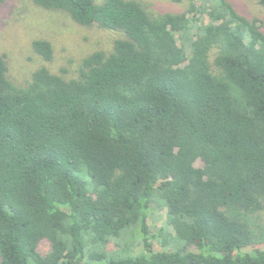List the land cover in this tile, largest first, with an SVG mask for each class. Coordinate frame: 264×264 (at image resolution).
Instances as JSON below:
<instances>
[{
  "label": "trees",
  "instance_id": "trees-1",
  "mask_svg": "<svg viewBox=\"0 0 264 264\" xmlns=\"http://www.w3.org/2000/svg\"><path fill=\"white\" fill-rule=\"evenodd\" d=\"M30 1L121 36L22 85L0 54V264H264V20L232 0Z\"/></svg>",
  "mask_w": 264,
  "mask_h": 264
},
{
  "label": "rangeland",
  "instance_id": "rangeland-1",
  "mask_svg": "<svg viewBox=\"0 0 264 264\" xmlns=\"http://www.w3.org/2000/svg\"><path fill=\"white\" fill-rule=\"evenodd\" d=\"M100 1V0H97ZM154 12H179L186 8L188 0H142ZM240 11L264 20V6L257 0H232ZM120 32L104 29L95 24L86 26L73 21L61 10H49L30 0H6L0 4V54L5 55L8 77L16 84H24L35 69L44 66L64 78L75 76L81 58L95 51L109 53ZM35 39H46L53 52L50 60H44L32 48ZM213 53L210 54L212 60ZM197 165L200 162L197 161ZM148 218L151 232H155L166 219L165 209L152 206ZM264 248V243L255 245ZM41 250L47 245L42 244ZM154 249H160L154 240ZM245 249H250L246 247Z\"/></svg>",
  "mask_w": 264,
  "mask_h": 264
}]
</instances>
